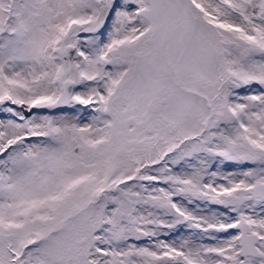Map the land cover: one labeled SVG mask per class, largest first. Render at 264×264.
<instances>
[{"label":"rangeland","instance_id":"374dc122","mask_svg":"<svg viewBox=\"0 0 264 264\" xmlns=\"http://www.w3.org/2000/svg\"><path fill=\"white\" fill-rule=\"evenodd\" d=\"M186 1L196 28L179 48L180 0H113L77 39L82 105L24 117L11 106L56 96L61 38L98 0H0V264H264L250 190L264 146L244 133L240 98L264 93V0ZM125 76L136 102L113 104ZM244 233L263 237L256 257H242Z\"/></svg>","mask_w":264,"mask_h":264},{"label":"water","instance_id":"95a60500","mask_svg":"<svg viewBox=\"0 0 264 264\" xmlns=\"http://www.w3.org/2000/svg\"><path fill=\"white\" fill-rule=\"evenodd\" d=\"M104 4L107 7V10L101 22V25L105 24L110 19L111 11H112L111 3H106V1L104 0ZM179 7L182 16L186 20V25H185L184 33L178 41V45L180 47H184L192 38L195 22L188 8L187 3L184 0L180 1ZM123 26H125V22H123ZM83 35L84 34H81L79 32L78 25L72 26L68 30L67 35L65 36L64 40L61 43V48H59L58 50L59 59L63 66V71L58 80V86H59L58 97L54 102L44 103L42 105L35 106L32 109V112H36V111L53 112L57 110H68L71 109L72 107L80 106V102L75 100L73 97V90L75 83L70 79V75L73 70V59L76 53V46H75L76 38ZM7 105H8L7 101L0 100V107ZM13 107H15V105H13ZM149 109L154 113L158 112L160 110V103L158 102V100L153 101L150 104ZM68 170L69 168H66L65 171L68 172ZM253 191L255 197H260L264 199V184L255 186L253 188ZM255 242L256 239L253 236L246 237V247H245L244 255L254 254Z\"/></svg>","mask_w":264,"mask_h":264},{"label":"bare ground","instance_id":"6f19581e","mask_svg":"<svg viewBox=\"0 0 264 264\" xmlns=\"http://www.w3.org/2000/svg\"><path fill=\"white\" fill-rule=\"evenodd\" d=\"M106 2H109L110 0H105ZM138 1V0H136ZM259 1H253L249 3L251 7H255ZM211 5V4H210ZM249 6V7H250ZM248 7V8H249ZM98 10L99 14L103 13L104 11V5L103 0H98ZM99 14L92 19L91 21H85L81 22V30L86 31L89 29H92L96 23L99 22L100 16ZM264 68V67H263ZM246 89H244L241 92V97H244V104H245V119L246 122V129L244 133H247V136L251 138L253 145L256 147H263L264 145V93H261L259 91H255V87H250L247 90V94L251 95L250 98H248L245 94ZM256 94V97H255ZM193 101L196 102L199 106L203 107L204 109H207L206 102L198 97H193ZM239 130V128H238ZM242 131H240V134ZM225 163L221 162L218 166H223Z\"/></svg>","mask_w":264,"mask_h":264},{"label":"flooded vegetation","instance_id":"af4514ba","mask_svg":"<svg viewBox=\"0 0 264 264\" xmlns=\"http://www.w3.org/2000/svg\"><path fill=\"white\" fill-rule=\"evenodd\" d=\"M127 78H131V79H129V84L132 85V89L130 91H128L126 87L119 85V87L116 91L118 93V95L117 96L111 95L108 98V101L112 102L113 104H117L119 101H123L126 103V99H129L130 101H132V103L136 102L135 90H134V87H135L134 78L129 76V77H125L124 80H126ZM124 80H123V82H124ZM116 92H114V93H116ZM130 101H128V102H130ZM260 228L263 232L264 231V224L260 225Z\"/></svg>","mask_w":264,"mask_h":264}]
</instances>
